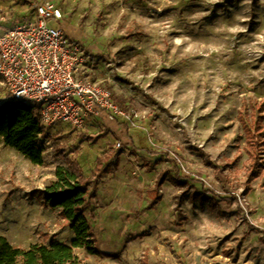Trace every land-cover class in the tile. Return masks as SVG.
I'll return each mask as SVG.
<instances>
[{
	"label": "rangeland",
	"instance_id": "obj_1",
	"mask_svg": "<svg viewBox=\"0 0 264 264\" xmlns=\"http://www.w3.org/2000/svg\"><path fill=\"white\" fill-rule=\"evenodd\" d=\"M43 1L0 0V33ZM49 1L62 20L47 25L83 51L80 78L126 117L51 126L38 166L0 142V235L69 245L43 191L57 168L90 177L100 157L89 226L101 255L74 250L80 264H264V173L249 178L239 121L264 117V0Z\"/></svg>",
	"mask_w": 264,
	"mask_h": 264
},
{
	"label": "built area",
	"instance_id": "obj_2",
	"mask_svg": "<svg viewBox=\"0 0 264 264\" xmlns=\"http://www.w3.org/2000/svg\"><path fill=\"white\" fill-rule=\"evenodd\" d=\"M33 12L31 21L0 33L4 102L37 107L47 128L61 123L80 131L94 119L126 117L109 92L80 78L85 64L80 47L47 25L50 19L61 21V11L45 0Z\"/></svg>",
	"mask_w": 264,
	"mask_h": 264
},
{
	"label": "trees",
	"instance_id": "obj_3",
	"mask_svg": "<svg viewBox=\"0 0 264 264\" xmlns=\"http://www.w3.org/2000/svg\"><path fill=\"white\" fill-rule=\"evenodd\" d=\"M264 107L259 108L261 114ZM255 115V113H254ZM240 116L246 149L249 155L250 174L254 178L264 173V117ZM61 124V123H60ZM59 123L52 126L72 128ZM50 129L40 121L37 107L12 102L0 104V142L11 148L34 166L43 163V148L40 140L50 138ZM94 175L85 177L73 170L57 168L56 180L43 191L44 199L51 210L57 209L61 219L70 228L73 238L69 245L51 243L31 245L26 250L11 246L0 235V264H80L74 250L85 249L89 255H101L95 248L89 219H94L89 200L92 198L93 180L100 177V157L96 158Z\"/></svg>",
	"mask_w": 264,
	"mask_h": 264
},
{
	"label": "crops",
	"instance_id": "obj_4",
	"mask_svg": "<svg viewBox=\"0 0 264 264\" xmlns=\"http://www.w3.org/2000/svg\"><path fill=\"white\" fill-rule=\"evenodd\" d=\"M95 121H96L95 119L92 120L87 126H93V124H94Z\"/></svg>",
	"mask_w": 264,
	"mask_h": 264
}]
</instances>
